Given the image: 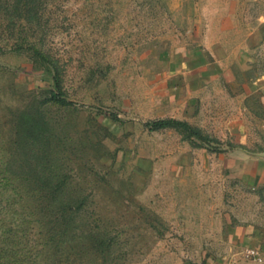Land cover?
<instances>
[{
	"label": "rangeland",
	"instance_id": "obj_1",
	"mask_svg": "<svg viewBox=\"0 0 264 264\" xmlns=\"http://www.w3.org/2000/svg\"><path fill=\"white\" fill-rule=\"evenodd\" d=\"M263 151L264 0H0V264H264Z\"/></svg>",
	"mask_w": 264,
	"mask_h": 264
},
{
	"label": "trees",
	"instance_id": "obj_2",
	"mask_svg": "<svg viewBox=\"0 0 264 264\" xmlns=\"http://www.w3.org/2000/svg\"><path fill=\"white\" fill-rule=\"evenodd\" d=\"M31 47H32L33 51L36 54H38L41 58L48 57L39 48H37L35 46H31ZM53 80H54V88L50 89V95L48 97H46L44 100L45 101H53V102H56L59 104L73 103L72 100L68 99L64 95L62 83H61V75L59 74V72H55V74L53 75ZM41 125H42L41 121L36 120L35 122H33L29 125L28 130H26V131L30 132L32 137L38 138L42 135V131H41L42 126ZM147 125L152 130L153 129L166 128V127L176 128L178 131H180L183 134V136L185 138L190 139L191 141H194L193 139L195 137H198V138L203 139L205 141L210 140L209 136H207L206 134H203L201 132V130L199 128L195 127L191 122H189L186 119H181V118L174 117V116L155 118V119L148 121ZM67 180H68V174L65 173L54 183V187H53L52 191H54V193H56L58 191H63L64 187L67 183ZM75 201L78 202V200H75ZM73 203H74V201L71 200V202H67V203L65 202L62 207L58 208V210L61 211L62 216L65 215L64 213L68 208V204L71 206H74L75 204H73ZM84 203H85V199L83 198L79 201L76 208L82 207Z\"/></svg>",
	"mask_w": 264,
	"mask_h": 264
},
{
	"label": "crops",
	"instance_id": "obj_3",
	"mask_svg": "<svg viewBox=\"0 0 264 264\" xmlns=\"http://www.w3.org/2000/svg\"><path fill=\"white\" fill-rule=\"evenodd\" d=\"M255 158L258 159L259 163H258V166H256V169L254 170L255 171L254 172V178L255 177H259V178L264 177V151L259 153ZM251 177H253V176H251ZM241 231L242 230H239V231L236 230L235 231L236 239H238V238L243 239L244 243H248L247 241H250V242L254 241V239H255L254 235L248 234L247 231L241 233ZM254 246H257V245H253V247Z\"/></svg>",
	"mask_w": 264,
	"mask_h": 264
},
{
	"label": "built area",
	"instance_id": "obj_4",
	"mask_svg": "<svg viewBox=\"0 0 264 264\" xmlns=\"http://www.w3.org/2000/svg\"><path fill=\"white\" fill-rule=\"evenodd\" d=\"M247 253L254 256L255 258L261 259L260 250L256 247H248Z\"/></svg>",
	"mask_w": 264,
	"mask_h": 264
}]
</instances>
